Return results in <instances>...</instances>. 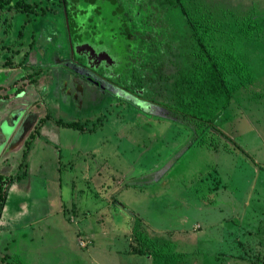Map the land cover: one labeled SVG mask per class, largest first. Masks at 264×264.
Wrapping results in <instances>:
<instances>
[{
  "label": "rangeland",
  "instance_id": "rangeland-1",
  "mask_svg": "<svg viewBox=\"0 0 264 264\" xmlns=\"http://www.w3.org/2000/svg\"><path fill=\"white\" fill-rule=\"evenodd\" d=\"M181 3L230 69L214 128L74 67L59 13L0 10V264H264V0Z\"/></svg>",
  "mask_w": 264,
  "mask_h": 264
},
{
  "label": "trees",
  "instance_id": "trees-1",
  "mask_svg": "<svg viewBox=\"0 0 264 264\" xmlns=\"http://www.w3.org/2000/svg\"><path fill=\"white\" fill-rule=\"evenodd\" d=\"M38 3L35 8L28 0H0V10L5 13L14 8L13 12L23 13L29 22L46 13H59L57 23L63 27H59L58 37L62 38L60 43L66 42L69 61L112 85L121 92L117 98L127 94L163 108L180 121L188 119L192 125L213 128L229 105L232 92L226 76L230 69L224 58L207 47L199 18L189 14L181 0ZM100 53L107 57L99 59ZM8 61L4 58L3 64ZM14 91L19 94L21 89ZM2 193L0 185V207Z\"/></svg>",
  "mask_w": 264,
  "mask_h": 264
},
{
  "label": "flooded vegetation",
  "instance_id": "flooded-vegetation-1",
  "mask_svg": "<svg viewBox=\"0 0 264 264\" xmlns=\"http://www.w3.org/2000/svg\"><path fill=\"white\" fill-rule=\"evenodd\" d=\"M53 44H54V43H53ZM95 77H96V76H95ZM74 85H75V83H74ZM13 92H14V91H13ZM16 94H17V93L14 92V94L12 93V94H10V95H11V97H17V98L23 96L22 94L19 95V96H16ZM72 94H73V93L70 94V97H71V98H72ZM74 95H75V94H74ZM33 116H34V115L32 114L31 117H33ZM20 124H21V123H19V126H20ZM19 126H18V127H19ZM17 130H18V129H17ZM17 130H15V132H14V136L16 135Z\"/></svg>",
  "mask_w": 264,
  "mask_h": 264
},
{
  "label": "water",
  "instance_id": "water-1",
  "mask_svg": "<svg viewBox=\"0 0 264 264\" xmlns=\"http://www.w3.org/2000/svg\"><path fill=\"white\" fill-rule=\"evenodd\" d=\"M84 48H86V47H84ZM90 53H92L91 51H90ZM107 56H106V54L105 53H100L99 55H98V58L99 59H101V58H106Z\"/></svg>",
  "mask_w": 264,
  "mask_h": 264
},
{
  "label": "crops",
  "instance_id": "crops-1",
  "mask_svg": "<svg viewBox=\"0 0 264 264\" xmlns=\"http://www.w3.org/2000/svg\"><path fill=\"white\" fill-rule=\"evenodd\" d=\"M145 260H146V259H145ZM147 260H148V259H147ZM147 260H146V261H147Z\"/></svg>",
  "mask_w": 264,
  "mask_h": 264
}]
</instances>
